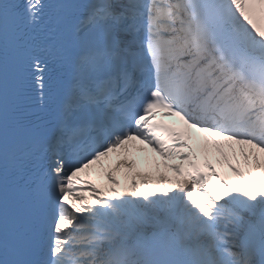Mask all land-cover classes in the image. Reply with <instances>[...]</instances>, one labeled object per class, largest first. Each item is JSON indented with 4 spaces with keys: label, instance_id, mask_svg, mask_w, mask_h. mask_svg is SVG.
<instances>
[{
    "label": "snow or ice",
    "instance_id": "obj_1",
    "mask_svg": "<svg viewBox=\"0 0 264 264\" xmlns=\"http://www.w3.org/2000/svg\"><path fill=\"white\" fill-rule=\"evenodd\" d=\"M32 96L53 128L22 121ZM192 130L243 158L236 186L211 163L113 197L78 175L137 142L184 161ZM262 158L264 0H0V264H264Z\"/></svg>",
    "mask_w": 264,
    "mask_h": 264
},
{
    "label": "bare ground",
    "instance_id": "obj_2",
    "mask_svg": "<svg viewBox=\"0 0 264 264\" xmlns=\"http://www.w3.org/2000/svg\"><path fill=\"white\" fill-rule=\"evenodd\" d=\"M207 149L212 150L213 153L216 154L215 162L220 165L223 174H225L227 176V178L230 180L232 185L236 186V175H235V173H233L228 168V162L229 161L233 164H237V161L239 160V163L237 164V166L240 167L241 170L243 172H245V174L248 173L249 169L244 164L243 158L242 157L233 158L230 150L227 147H224L223 151L225 153H227L228 160L224 159V157L221 155L220 152H218L216 150V148L213 146L212 143L207 142ZM125 158H127V157H125ZM261 162L264 163V158H262ZM123 166L124 165H121L120 168L117 169L115 166L108 165L106 168L103 169V170H105L104 172H102V170H100V172L97 173V175H96V177L100 180V186L102 187V189L105 190L106 192L110 193L111 196H112V194L115 195V193L108 191V188H110V187H114L117 192H124L126 194L130 193L132 190V185L130 183V180L136 172L146 174V175H142V176L141 175L135 176L136 190L137 191L151 192L153 185L159 186V183L157 180V176L159 173H164L169 178H173L176 176V173L174 171L169 170L168 168H166V166H164L162 164H158L156 162H153L152 164L151 163L143 164V166L139 167V168L134 167L135 165H133L132 171L130 172V174L125 171ZM109 170L113 171V175L119 181L118 184L110 185L109 182L107 181L104 174ZM142 179H148L151 181V183L145 185V184L141 183ZM86 198H87V201H90V202L92 201V198L91 199L88 197H86Z\"/></svg>",
    "mask_w": 264,
    "mask_h": 264
}]
</instances>
